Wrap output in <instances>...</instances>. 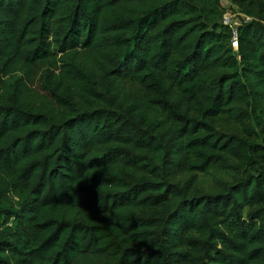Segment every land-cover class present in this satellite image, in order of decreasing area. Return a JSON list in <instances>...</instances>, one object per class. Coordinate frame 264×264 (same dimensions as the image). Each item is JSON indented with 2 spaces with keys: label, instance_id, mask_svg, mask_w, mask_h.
<instances>
[{
  "label": "trees",
  "instance_id": "trees-1",
  "mask_svg": "<svg viewBox=\"0 0 264 264\" xmlns=\"http://www.w3.org/2000/svg\"><path fill=\"white\" fill-rule=\"evenodd\" d=\"M229 1L0 0V264H264V0Z\"/></svg>",
  "mask_w": 264,
  "mask_h": 264
},
{
  "label": "rangeland",
  "instance_id": "rangeland-1",
  "mask_svg": "<svg viewBox=\"0 0 264 264\" xmlns=\"http://www.w3.org/2000/svg\"><path fill=\"white\" fill-rule=\"evenodd\" d=\"M221 7L224 11L223 21L228 20L230 23L232 21H237L238 15L231 10L234 6L229 0H221ZM235 9V7H234ZM135 85L132 82L125 81L120 84V88L124 93H132L134 91ZM223 129L224 126H221ZM194 176V189L198 193H209L216 190L220 182H227L232 179V174L226 171H220L216 169H209L207 172L198 174L183 173L180 174L178 179L180 182L184 183Z\"/></svg>",
  "mask_w": 264,
  "mask_h": 264
},
{
  "label": "built area",
  "instance_id": "built-area-1",
  "mask_svg": "<svg viewBox=\"0 0 264 264\" xmlns=\"http://www.w3.org/2000/svg\"><path fill=\"white\" fill-rule=\"evenodd\" d=\"M224 23L228 24V23H230V21L224 20ZM232 44H233L234 47H236V41H235V37L234 36H233V42H232Z\"/></svg>",
  "mask_w": 264,
  "mask_h": 264
}]
</instances>
